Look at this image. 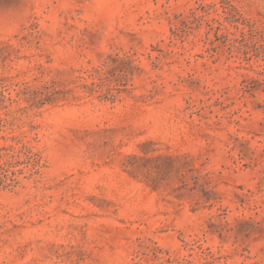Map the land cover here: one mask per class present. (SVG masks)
Listing matches in <instances>:
<instances>
[{
  "label": "rangeland",
  "instance_id": "rangeland-1",
  "mask_svg": "<svg viewBox=\"0 0 264 264\" xmlns=\"http://www.w3.org/2000/svg\"><path fill=\"white\" fill-rule=\"evenodd\" d=\"M0 264H264V0H0Z\"/></svg>",
  "mask_w": 264,
  "mask_h": 264
}]
</instances>
